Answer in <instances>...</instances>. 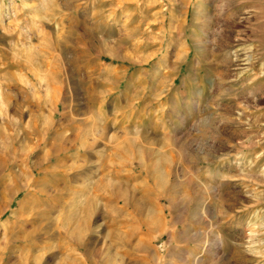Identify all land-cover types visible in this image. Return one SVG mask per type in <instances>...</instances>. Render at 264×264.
Returning <instances> with one entry per match:
<instances>
[{
  "label": "rangeland",
  "instance_id": "1",
  "mask_svg": "<svg viewBox=\"0 0 264 264\" xmlns=\"http://www.w3.org/2000/svg\"><path fill=\"white\" fill-rule=\"evenodd\" d=\"M0 14V264H264V0Z\"/></svg>",
  "mask_w": 264,
  "mask_h": 264
},
{
  "label": "bare ground",
  "instance_id": "2",
  "mask_svg": "<svg viewBox=\"0 0 264 264\" xmlns=\"http://www.w3.org/2000/svg\"><path fill=\"white\" fill-rule=\"evenodd\" d=\"M2 14V13H1ZM1 14H0V16H1Z\"/></svg>",
  "mask_w": 264,
  "mask_h": 264
}]
</instances>
